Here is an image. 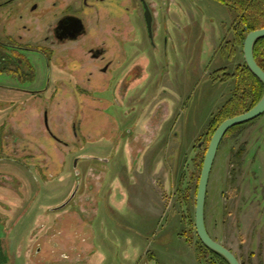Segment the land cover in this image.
Returning <instances> with one entry per match:
<instances>
[{
    "label": "rangeland",
    "instance_id": "rangeland-1",
    "mask_svg": "<svg viewBox=\"0 0 264 264\" xmlns=\"http://www.w3.org/2000/svg\"><path fill=\"white\" fill-rule=\"evenodd\" d=\"M57 1L65 12L68 0ZM148 1L156 47L141 1H125L127 48L134 52L141 42L143 64L123 91L119 80L106 88L92 81L87 97L71 95L66 83L62 96L26 93L17 88L46 84L43 62L36 81L0 71V264H8L7 254L11 264H201L184 232L192 229L197 239L195 187L207 131L236 91L243 45L231 54L236 13L217 0ZM51 2L1 5L0 40L11 31L33 42V27L22 28L41 22ZM88 26L95 30L94 17ZM78 56L63 50L55 62ZM240 126L217 152L206 225L242 264H264V113Z\"/></svg>",
    "mask_w": 264,
    "mask_h": 264
},
{
    "label": "flooded vegetation",
    "instance_id": "flooded-vegetation-1",
    "mask_svg": "<svg viewBox=\"0 0 264 264\" xmlns=\"http://www.w3.org/2000/svg\"><path fill=\"white\" fill-rule=\"evenodd\" d=\"M11 1L3 0L0 2V6ZM125 1L68 0L66 4L62 1L61 9H64L63 11L65 12H61L59 2L52 0L45 15L41 16V22L36 20L35 25H24L22 28L30 31L33 27V31H35L33 33V42H24V35L19 33L17 35L10 34L11 31L8 32L9 38L7 37V41L0 40V56L4 54L2 60H0V65L7 68L8 72L14 74V76L30 77L34 80L35 77L39 76V66L37 65L41 62L44 63L45 70L48 73L46 84L39 89L17 88V90L26 93H42L51 90L53 92L52 96L56 97L62 96L64 95L63 93L70 90L69 92L73 96L87 97L92 96L93 91H95V88L91 86L92 81H102V88H106L111 81L119 80L122 81L120 91H123L130 82L137 79L140 75L143 64L139 60L142 52L141 42L132 45L136 48L134 52L128 51L127 48L129 32H132V30H129L127 24H124V18L127 16L129 9ZM140 1L142 16L145 20L144 1ZM145 1L151 8L154 18L152 36L149 34L147 24L146 33L154 47H156L154 42L156 30L154 10L151 3L148 0ZM35 8L37 7L35 6ZM90 17L96 19L97 26L95 30L90 29L88 26V18ZM106 22L108 23L106 24ZM111 22L113 24H110ZM102 26H105L103 31L100 30ZM37 32L41 33L42 37ZM90 36L93 38V43L91 45L84 44L85 39ZM165 41L167 42V40ZM70 49L74 51V54L79 53L80 56L66 58L64 64L63 62L61 64L57 63V61L55 62L60 52ZM13 51H22L25 54L20 56L14 54ZM28 54L32 55V58H29ZM71 59H75V61L72 62ZM130 64H133V66L128 70ZM64 77L71 80H63ZM53 81L61 83V86L52 87ZM63 83L71 85V87L66 90ZM116 86L117 84L113 88L114 97L119 103L116 97L118 94ZM44 113L45 115L48 114L46 124L48 125L49 134L53 138L58 139V136L52 132L53 130L50 126V112L44 110ZM75 129L76 126L74 125L73 130L76 134ZM127 131H130V129H127ZM229 131L223 140L229 137ZM29 140L32 141L31 139ZM91 157L96 160L107 161L101 156L93 155ZM75 162L77 163V161Z\"/></svg>",
    "mask_w": 264,
    "mask_h": 264
},
{
    "label": "trees",
    "instance_id": "trees-1",
    "mask_svg": "<svg viewBox=\"0 0 264 264\" xmlns=\"http://www.w3.org/2000/svg\"><path fill=\"white\" fill-rule=\"evenodd\" d=\"M217 1L227 5L230 9H232L236 13L235 19H236L237 28H236L235 41H237L239 44L243 45L245 37L250 31L259 28H264V0H217ZM233 51L234 50L230 51L232 55H234L235 53ZM254 53L257 62L264 69V38H261L257 41L255 45ZM3 56L4 54L0 56V60H2ZM3 70H8V69L4 68L3 65H0V71ZM234 76L237 78L236 91L232 96V98L222 106V108L216 114L215 118L210 124L207 131V137L209 142L216 128L221 124L222 121H224L229 117L241 114L244 111L252 108L260 100L264 92V83L250 70L246 62L244 66L238 67V70L237 72L234 73ZM240 125L231 128L229 133L231 134L232 132H236L241 127ZM199 179L200 176H198L197 178V184L195 187V197H197ZM187 191L182 192L181 190L183 199L188 201L189 191L188 192ZM192 223L194 224V222ZM194 228L196 229L195 226ZM192 232H193L192 229L190 231L185 230L184 234L186 237L190 239L191 242L194 243L201 264H230L221 254L207 247L201 241L198 235H197V239L194 240ZM5 261L8 262V264H11L10 257L8 256V254H7V259Z\"/></svg>",
    "mask_w": 264,
    "mask_h": 264
},
{
    "label": "water",
    "instance_id": "water-1",
    "mask_svg": "<svg viewBox=\"0 0 264 264\" xmlns=\"http://www.w3.org/2000/svg\"><path fill=\"white\" fill-rule=\"evenodd\" d=\"M144 1V15L150 36L153 34V13L147 1ZM264 38V28L250 31L243 43V53L245 62L250 70L264 83V69L259 65L255 58V45L257 41ZM264 113V92L260 100L250 109L241 114L229 117L221 122L216 128L208 144L203 166L200 174L198 192L195 207V227L201 241L213 251L221 254L230 264H242L237 255L227 246L214 239L209 233L206 225V200L208 184L214 161L219 150L220 144L226 133L233 127L255 119Z\"/></svg>",
    "mask_w": 264,
    "mask_h": 264
},
{
    "label": "crops",
    "instance_id": "crops-1",
    "mask_svg": "<svg viewBox=\"0 0 264 264\" xmlns=\"http://www.w3.org/2000/svg\"><path fill=\"white\" fill-rule=\"evenodd\" d=\"M238 45H240V44L236 41V44H234V46L232 47V49L235 50L236 47H237ZM233 52H234V51H233ZM235 52H236V51H235Z\"/></svg>",
    "mask_w": 264,
    "mask_h": 264
}]
</instances>
